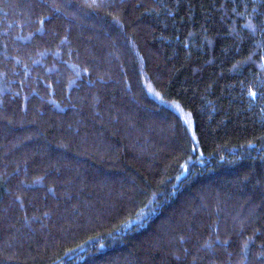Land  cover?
Instances as JSON below:
<instances>
[{
	"label": "trees",
	"instance_id": "trees-1",
	"mask_svg": "<svg viewBox=\"0 0 264 264\" xmlns=\"http://www.w3.org/2000/svg\"><path fill=\"white\" fill-rule=\"evenodd\" d=\"M0 264H264V0H0Z\"/></svg>",
	"mask_w": 264,
	"mask_h": 264
}]
</instances>
